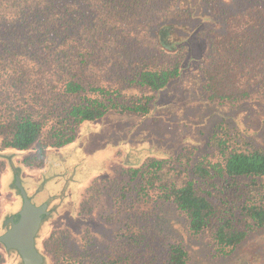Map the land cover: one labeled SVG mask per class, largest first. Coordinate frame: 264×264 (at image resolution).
<instances>
[{
	"label": "trees",
	"instance_id": "16d2710c",
	"mask_svg": "<svg viewBox=\"0 0 264 264\" xmlns=\"http://www.w3.org/2000/svg\"><path fill=\"white\" fill-rule=\"evenodd\" d=\"M222 1L197 0L220 7L219 15L235 2ZM250 1L253 9L245 8ZM166 2L0 0V148H33L23 162L42 164L46 149L72 142L83 121L109 111L146 116L157 91L181 73L179 54L186 41L178 33L181 21L212 15L188 11L185 18L173 13L170 19L162 15ZM183 3L185 9L191 6L190 0H179L178 7ZM236 3L239 10L230 15L241 22L233 20L229 31L213 34L215 59L201 68L202 88L211 101L264 95V0ZM146 16L154 18L149 50L140 42L139 23ZM207 149L197 160L193 146L169 157H149L127 170V186L121 189L144 199L148 208L171 203L190 233L208 238L216 257L264 228V150L224 120L214 125ZM148 227L142 232L151 231ZM144 238L137 240L147 258L143 264L189 259L179 244L163 245L159 253ZM44 246L52 264H120L111 254L106 259L88 251L73 255L66 235L57 231Z\"/></svg>",
	"mask_w": 264,
	"mask_h": 264
},
{
	"label": "rangeland",
	"instance_id": "374dc122",
	"mask_svg": "<svg viewBox=\"0 0 264 264\" xmlns=\"http://www.w3.org/2000/svg\"><path fill=\"white\" fill-rule=\"evenodd\" d=\"M236 1H222L229 4L219 15L220 7L197 0H190L187 9V3L178 7L179 0H167L162 13L167 18L171 19L173 13L185 18L188 11L212 15L181 21L178 33L186 39L179 54L181 73L157 91L146 116L109 111L100 118L83 121L72 142L46 149L42 164L23 162L34 154L33 148H0V235L18 220L24 200H28L34 206H45L34 236L41 264L53 263L44 246L53 231L66 235L73 255L88 251L94 258L106 259L105 255L111 254L122 259L120 264L146 261L144 248L137 241L142 234L145 241L150 239L152 251L160 253L168 243L183 246L189 257L186 264H264V228L230 254L215 257L208 238L190 233L171 203L148 208L144 199L136 200L134 193L121 189L127 186V170L139 167L149 157H169L185 146H193V160H197L208 151L207 138L214 125L223 120L233 132L264 150V95L221 103L207 99L202 88L201 68L215 59L211 37L229 31L226 27L233 26V20L241 22L230 15L239 10ZM253 4L250 1L245 8L253 9ZM152 19L146 16L139 23L140 42L148 50L154 43L149 30ZM92 184L94 188L90 189ZM122 191L126 192L124 197ZM147 226L151 231L142 232L149 229ZM1 261L23 264L19 252L5 245H0Z\"/></svg>",
	"mask_w": 264,
	"mask_h": 264
},
{
	"label": "water",
	"instance_id": "95a60500",
	"mask_svg": "<svg viewBox=\"0 0 264 264\" xmlns=\"http://www.w3.org/2000/svg\"><path fill=\"white\" fill-rule=\"evenodd\" d=\"M44 211V205L34 206L28 200H24L18 220L12 221L10 228L0 236L1 243L19 252L23 264H41L42 262V255L34 246V236Z\"/></svg>",
	"mask_w": 264,
	"mask_h": 264
},
{
	"label": "flooded vegetation",
	"instance_id": "af4514ba",
	"mask_svg": "<svg viewBox=\"0 0 264 264\" xmlns=\"http://www.w3.org/2000/svg\"><path fill=\"white\" fill-rule=\"evenodd\" d=\"M9 228H10V226H9V227H7V228L5 229V231H4V232H2V234H4V233H5V232H6V231L9 229ZM2 234H1V235H2ZM1 235H0V236H1ZM0 245H4V244L0 242Z\"/></svg>",
	"mask_w": 264,
	"mask_h": 264
},
{
	"label": "crops",
	"instance_id": "0c3cea01",
	"mask_svg": "<svg viewBox=\"0 0 264 264\" xmlns=\"http://www.w3.org/2000/svg\"><path fill=\"white\" fill-rule=\"evenodd\" d=\"M0 264H5L4 261H1Z\"/></svg>",
	"mask_w": 264,
	"mask_h": 264
}]
</instances>
